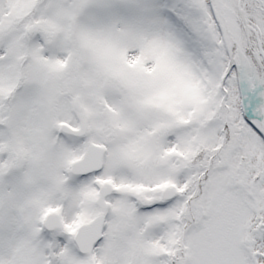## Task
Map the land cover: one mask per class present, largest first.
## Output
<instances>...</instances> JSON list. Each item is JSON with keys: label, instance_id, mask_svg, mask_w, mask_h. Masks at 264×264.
Here are the masks:
<instances>
[{"label": "snow or ice", "instance_id": "snow-or-ice-1", "mask_svg": "<svg viewBox=\"0 0 264 264\" xmlns=\"http://www.w3.org/2000/svg\"><path fill=\"white\" fill-rule=\"evenodd\" d=\"M0 264H264V0H0Z\"/></svg>", "mask_w": 264, "mask_h": 264}]
</instances>
